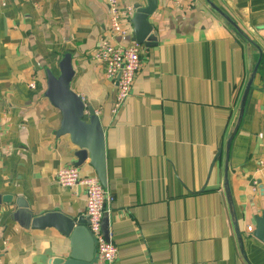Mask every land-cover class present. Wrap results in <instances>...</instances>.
Returning <instances> with one entry per match:
<instances>
[{"label":"crops","instance_id":"0c3cea01","mask_svg":"<svg viewBox=\"0 0 264 264\" xmlns=\"http://www.w3.org/2000/svg\"><path fill=\"white\" fill-rule=\"evenodd\" d=\"M213 1L264 55V0ZM121 2L134 11L147 4ZM156 5L148 19L154 40L142 43L130 95L112 112L114 83L92 58L108 20L106 1L0 0V264H52L68 253L69 239L53 227L31 228L30 215L85 217L83 187L56 181L58 169L75 165L77 148L57 135L61 114L45 96L46 71L58 75L66 53L71 88L104 133L113 264H264V244L252 236L264 210L261 62L227 170L246 261L223 189L225 141L259 51L205 0ZM132 38L133 31L115 40ZM77 167L96 176L87 159Z\"/></svg>","mask_w":264,"mask_h":264},{"label":"water","instance_id":"95a60500","mask_svg":"<svg viewBox=\"0 0 264 264\" xmlns=\"http://www.w3.org/2000/svg\"><path fill=\"white\" fill-rule=\"evenodd\" d=\"M208 7L216 13L227 25L231 26L235 32L249 44L255 46L259 51V56L254 64L251 73L244 86L240 97L236 118L234 119L228 136L225 141V165L223 175V189L226 195L233 229L238 241V246L243 259L246 261L242 237L239 231L236 213L230 189L228 185V157L230 146L236 134L249 91L253 85L259 64L262 59L263 51L242 29L218 7L213 0H205ZM156 0H147V4H138L135 7L134 15L131 18L133 41L139 44L145 40L152 41L156 35L153 25L149 23V17L156 9ZM152 34V35H151ZM58 75H54L47 69L45 96L50 103L60 111L61 121L57 135H68L71 142L76 146L75 165L80 166L84 160H88L93 167L96 176L103 187H106V167H105V146L104 133L98 117L94 110L86 107L81 97L71 88V81L74 70L71 63V55L66 53L58 63ZM86 116V120L84 117ZM221 154V150L216 155ZM214 161L212 162L213 167ZM211 167V168H212ZM29 226L33 229H43L45 227L56 228L60 233L69 239V250L65 257H58L52 264H95L96 241L87 226V219L84 216L77 218L65 215L60 211L47 212L39 216L30 215ZM101 230L108 240V215L105 213L102 218ZM252 236L264 244V210L254 221ZM248 264V262H246Z\"/></svg>","mask_w":264,"mask_h":264},{"label":"built area","instance_id":"2783aa9c","mask_svg":"<svg viewBox=\"0 0 264 264\" xmlns=\"http://www.w3.org/2000/svg\"><path fill=\"white\" fill-rule=\"evenodd\" d=\"M108 20L104 35L99 39L92 58L104 64L105 73L115 86L112 112H115L127 100L135 74L140 67L142 44L130 42L120 44L116 38H122L132 32L131 18L134 9L125 6L121 0H105ZM264 174V159L260 160ZM56 181L60 187L73 188L77 185L85 191V218L87 226L96 241L95 264H113L117 257V247L102 230L103 215L109 214L113 197L99 182L97 176L82 175L75 165L61 167L56 172ZM253 190L258 189L255 182ZM264 190V186H263Z\"/></svg>","mask_w":264,"mask_h":264},{"label":"trees","instance_id":"16d2710c","mask_svg":"<svg viewBox=\"0 0 264 264\" xmlns=\"http://www.w3.org/2000/svg\"><path fill=\"white\" fill-rule=\"evenodd\" d=\"M261 63L264 64V55H262Z\"/></svg>","mask_w":264,"mask_h":264}]
</instances>
